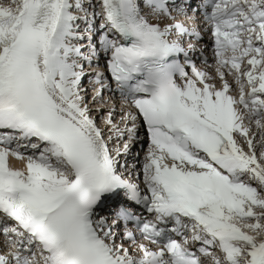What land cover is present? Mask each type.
I'll list each match as a JSON object with an SVG mask.
<instances>
[{
	"label": "snow or ice",
	"instance_id": "obj_1",
	"mask_svg": "<svg viewBox=\"0 0 264 264\" xmlns=\"http://www.w3.org/2000/svg\"><path fill=\"white\" fill-rule=\"evenodd\" d=\"M0 264H264V0H0Z\"/></svg>",
	"mask_w": 264,
	"mask_h": 264
},
{
	"label": "rangeland",
	"instance_id": "obj_2",
	"mask_svg": "<svg viewBox=\"0 0 264 264\" xmlns=\"http://www.w3.org/2000/svg\"><path fill=\"white\" fill-rule=\"evenodd\" d=\"M104 101H105V100H104ZM113 101H114V100H113ZM113 101H107V104H105V103L103 102V103H101V104H98L97 107H100L101 109H103V110L106 111V109H107L108 107H111L112 105H115V107H116V116H117V114H118L117 109H118L119 107L117 106V103H114ZM118 118H119V116L115 117L116 121L118 120ZM97 119L99 120V117H97ZM132 146L134 147V145H132ZM130 153H131V154H135V150H133L132 147H130ZM130 162H131V161H127L126 163H127L128 165H130V164H131Z\"/></svg>",
	"mask_w": 264,
	"mask_h": 264
},
{
	"label": "bare ground",
	"instance_id": "obj_3",
	"mask_svg": "<svg viewBox=\"0 0 264 264\" xmlns=\"http://www.w3.org/2000/svg\"><path fill=\"white\" fill-rule=\"evenodd\" d=\"M132 145H134V147L132 146V149L133 150H135V153H136V150L138 149V147H137V143H133ZM131 147V146H130ZM135 156V154H129L127 157H128V160L127 161H131L130 163L131 164H135L134 162H135V160H137V157H134ZM134 168H135V166H134ZM135 170H136V172H137V169L135 168ZM135 174V173H134Z\"/></svg>",
	"mask_w": 264,
	"mask_h": 264
}]
</instances>
